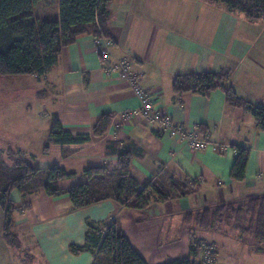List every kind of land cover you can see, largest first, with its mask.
I'll use <instances>...</instances> for the list:
<instances>
[{"label":"crops","instance_id":"obj_1","mask_svg":"<svg viewBox=\"0 0 264 264\" xmlns=\"http://www.w3.org/2000/svg\"><path fill=\"white\" fill-rule=\"evenodd\" d=\"M147 3H110L108 34L112 57L126 58L137 84L151 95L156 109L185 131L199 130L208 145L194 150L179 137L160 133L154 123L139 114L125 118L126 113L138 109V99L128 83L100 62L88 32L62 48L57 61L43 75L21 76L14 84L13 100L0 116V129L9 138H0V152L7 147L17 148L24 155L35 157L37 169L55 165L74 174L58 182V187L66 190L87 181L82 174L86 168L114 170L117 158L106 154L105 146L107 142H117L119 148L133 153L130 176L139 188L167 171L177 179L186 177L200 182L198 193L154 204L144 211L129 210L112 200L72 210L66 194L53 198L42 188L26 193L12 190V202L30 206L14 215L16 249L2 239L4 212L0 208V264H93L91 253L72 254L68 247L84 245L87 223L102 225L112 219L119 222L132 248L148 264L187 258L193 238L217 247L216 264H264V253L243 251L241 242H234L233 234L189 228L184 223L188 210L264 195V132L249 114L226 104L222 89L202 97L189 92L175 94L171 88L178 74L229 68L227 85L241 99L264 108V51L258 48L262 44L253 37L252 51V43L217 39L211 47L201 31L209 23L192 19L165 22L169 25L166 36L158 41L159 28H164L158 16L162 7L157 10ZM24 107L25 115L13 119L12 114H19L17 111ZM104 113L112 114V120L103 136L91 137L84 144L50 143L44 152L56 121L73 135H90ZM5 115L12 116L8 124L3 120ZM235 147L249 151L245 180L241 183L229 179ZM200 251L197 250L196 261ZM245 254L248 261L241 260Z\"/></svg>","mask_w":264,"mask_h":264},{"label":"trees","instance_id":"obj_2","mask_svg":"<svg viewBox=\"0 0 264 264\" xmlns=\"http://www.w3.org/2000/svg\"><path fill=\"white\" fill-rule=\"evenodd\" d=\"M112 1L0 0V78L43 75L57 61L62 48L73 44L88 32L92 35L100 33L109 38V5ZM209 1L224 5L230 12L241 13L250 22L264 20V0ZM230 74L229 68L215 72L178 74L171 88L175 94L189 92L202 97H208L215 89H222L226 104L249 114L264 132V108L238 97L227 85ZM111 120L112 114H102L90 135H73L63 130L56 121L44 152H47L50 143L84 144L91 137H101ZM197 133L200 138H205L199 130ZM105 150L106 154L116 156V168H86L82 174L87 181L66 190L60 189L58 182L72 178L74 174L55 165L37 169L35 157L24 155L17 148L7 147L4 152H0V208L4 212L2 239L5 244L14 249L18 247L14 215L30 206L28 203L18 205L12 202L9 198L12 190L26 193L34 188H42L48 197L53 198L66 194L72 210L112 200L118 206L135 211H144L151 205L164 204L170 200L185 199L199 191L200 182L186 177L177 179L167 171H162L139 188L130 176L133 153L124 147L119 148L117 142H107ZM248 156L247 149L234 148L229 174L231 182L241 183L245 180ZM184 223L189 228L196 227L204 231L229 228L233 234H251L256 244L252 252L264 253V248L259 246H264V195L221 201L188 210L184 213ZM201 241L193 238L187 258L162 264H208L195 260ZM68 250L72 254L91 253L94 256L93 264H148L132 248L116 219L102 225L87 223L84 245H70ZM213 258L214 255L212 261L215 262Z\"/></svg>","mask_w":264,"mask_h":264},{"label":"rangeland","instance_id":"obj_3","mask_svg":"<svg viewBox=\"0 0 264 264\" xmlns=\"http://www.w3.org/2000/svg\"><path fill=\"white\" fill-rule=\"evenodd\" d=\"M146 4L147 2H150L155 6L157 10H159V7H162L160 9V13H158V16L161 18L159 19V22H162L164 25V28H159L158 32V41L160 39H164L166 36V31L168 28L165 22L171 20L176 21H186V20H194V21H206L209 24L206 28H201V31L205 32V39L209 40L211 47H214L217 39H221L224 41L225 39H229V42H235V41H244L249 44L253 42L251 40L253 37L259 38V41L262 45L259 44L258 48L264 51V20L257 21V22H250L244 16L239 12H229L226 7L222 4L218 3H212L209 0H144ZM159 6V7H158ZM165 17L163 18V16ZM180 23V22H178ZM181 24V23H180ZM165 30V33L163 32ZM194 31H199V29H194ZM210 38V39H209ZM237 39V40H235ZM172 41L173 39L169 38V41ZM186 39L184 38L183 42H185ZM188 41H186L187 43ZM257 48V50H258ZM252 51H255L253 48L252 43ZM23 77L21 76H14V77H7V78H0V116L4 114L5 108L7 105L13 100L14 95V84H17ZM27 94V93H26ZM27 96V95H26ZM28 101H32L29 99H25ZM25 107L20 108V111L16 114L14 112L12 116L13 119H17L18 117L25 115ZM24 113V114H23ZM10 115H5L4 121L8 124L10 122V119L12 118ZM4 126V124H2ZM2 128V126H1ZM8 139L9 138L5 135V131L3 129H0V138ZM224 231V233H228L229 235L233 234L232 230L229 228H221L218 229V232ZM235 237L234 239L238 242L237 239L241 242L239 245L241 248H243V251H247L250 249L251 251L255 249L256 244L255 241L252 238L251 234H242L239 235L233 234ZM208 243V244H207ZM201 241L200 242V255L198 261L205 262L208 264H214L216 262L212 261V257L217 252V247H215L214 244H210L209 242ZM260 247L261 246L259 245ZM209 248V249H208ZM238 249V248H236ZM241 252L240 254H242ZM246 253V252H245ZM25 257L27 258V254L22 259L25 260ZM252 257V256H251ZM242 261H248L247 255H242L241 258Z\"/></svg>","mask_w":264,"mask_h":264},{"label":"built area","instance_id":"obj_4","mask_svg":"<svg viewBox=\"0 0 264 264\" xmlns=\"http://www.w3.org/2000/svg\"><path fill=\"white\" fill-rule=\"evenodd\" d=\"M91 41L100 62L107 66V71L115 72L120 79L128 83L138 99V109L126 113L125 118L139 114L154 123L160 133L179 137L189 148L194 150H202L208 145V141L205 138H200L195 129L185 131L167 115L155 108L150 94L137 84L136 77L132 75L129 61L126 58L115 60L112 57V41L109 38L99 33L92 35Z\"/></svg>","mask_w":264,"mask_h":264}]
</instances>
